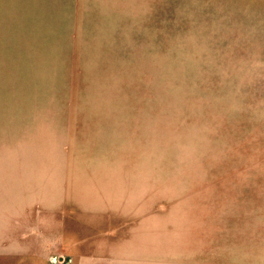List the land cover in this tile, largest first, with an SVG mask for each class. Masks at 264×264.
I'll list each match as a JSON object with an SVG mask.
<instances>
[{
	"label": "rangeland",
	"instance_id": "1",
	"mask_svg": "<svg viewBox=\"0 0 264 264\" xmlns=\"http://www.w3.org/2000/svg\"><path fill=\"white\" fill-rule=\"evenodd\" d=\"M0 264H264V0H0Z\"/></svg>",
	"mask_w": 264,
	"mask_h": 264
}]
</instances>
